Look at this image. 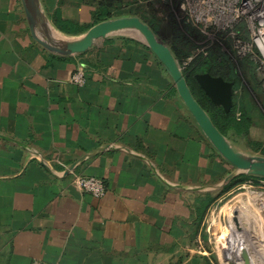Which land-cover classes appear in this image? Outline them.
Returning <instances> with one entry per match:
<instances>
[{
	"label": "crops",
	"instance_id": "obj_1",
	"mask_svg": "<svg viewBox=\"0 0 264 264\" xmlns=\"http://www.w3.org/2000/svg\"><path fill=\"white\" fill-rule=\"evenodd\" d=\"M116 37L135 42L106 41ZM107 38L53 54L33 38L21 0H0V264L185 258L194 199L232 167L142 40ZM79 69L82 86L71 82ZM72 173L102 178L105 196L75 188Z\"/></svg>",
	"mask_w": 264,
	"mask_h": 264
},
{
	"label": "rangeland",
	"instance_id": "obj_2",
	"mask_svg": "<svg viewBox=\"0 0 264 264\" xmlns=\"http://www.w3.org/2000/svg\"><path fill=\"white\" fill-rule=\"evenodd\" d=\"M41 1L46 18L47 8L61 5L65 16L89 26L94 23L92 13L97 9L94 0H46L48 5H45V0ZM101 1L118 10L113 18L135 15L156 28L158 38L172 49L182 69L208 53L216 52L220 57H227L239 78V88L235 89L234 97H244V102L251 108L252 125L246 135L229 132L226 137L236 150L247 155L264 156L258 147L264 145V57L254 44V39L263 30L264 18L258 15L264 10V0ZM243 12H248L247 16ZM216 17L219 22H216ZM221 18L225 19L223 25ZM49 22L60 32L51 20ZM60 33L67 38L83 34L71 36ZM122 35L142 39L133 32ZM100 47L102 41L99 40L93 49ZM79 70L84 72L87 82L85 70ZM228 169L224 179L234 172L233 166ZM243 175L245 173H239L228 182L232 183L231 189L208 211L205 229L201 232L196 229V240L191 235L185 258L176 256L168 262L165 260V264H245L246 260L251 264H264V178L240 182ZM220 182L203 184L202 187L209 190L207 193L218 196L228 184L218 187ZM191 230L195 232L194 228ZM226 244L229 246L227 263L222 254V247ZM176 247L178 254L180 243Z\"/></svg>",
	"mask_w": 264,
	"mask_h": 264
},
{
	"label": "water",
	"instance_id": "obj_3",
	"mask_svg": "<svg viewBox=\"0 0 264 264\" xmlns=\"http://www.w3.org/2000/svg\"><path fill=\"white\" fill-rule=\"evenodd\" d=\"M21 2L33 38L45 49L56 55L70 56L85 53L97 41L124 32H133L140 35L142 42L157 57L172 79L178 95L201 131L216 151L234 167V172L225 177L222 185L228 183L239 173L264 178V156L247 155L234 148L193 95L184 71L172 49L161 41L150 25L140 17L131 15L105 20L91 26L78 37L67 38L50 26V20L45 17L41 0H21ZM53 30L62 36L56 37ZM195 79L213 104L222 107L225 112L232 109L235 94V83L233 81H228L222 76H214L208 72L195 74ZM87 156L73 163L66 172L73 169ZM245 264L251 263L246 260Z\"/></svg>",
	"mask_w": 264,
	"mask_h": 264
},
{
	"label": "trees",
	"instance_id": "obj_4",
	"mask_svg": "<svg viewBox=\"0 0 264 264\" xmlns=\"http://www.w3.org/2000/svg\"><path fill=\"white\" fill-rule=\"evenodd\" d=\"M97 4V9L92 13V18L95 25L105 20L112 19L114 17L115 11H118L115 7H112L110 3H106L101 0H94ZM93 1V2H94ZM95 4V3H94ZM45 5H48L45 0ZM47 14L53 25L62 33L66 35L76 36L85 33L92 25H85L78 20L65 17L63 14V8L61 5H54V7L47 8ZM124 15V14H123ZM142 19V18H141ZM156 33V28L150 26ZM120 41L122 43L135 42L132 39H127L124 37H116L114 39L107 38L106 41ZM174 54V53H173ZM60 56V55H59ZM53 57V56H51ZM199 60V61H198ZM198 60L186 68H183L184 75L187 82L191 88V91L201 106L207 111L211 117L213 123L216 127L228 137L229 132H233L237 135H246L252 125V115L251 108L244 102V97H234L233 107L229 112H225L220 106H216L211 102L205 92L199 87L195 74L208 72L214 76H222L228 81H233L235 83V89L239 88V78L237 72L235 71L234 65L226 57H220L216 52L208 53L207 55L200 56ZM88 67H94L88 60L83 61ZM76 72V71H75ZM174 90L176 88L174 87ZM250 110V111H248ZM261 148V152L264 155V145L260 144L258 146ZM224 163L229 165L225 159ZM231 165V164H230ZM232 166V165H231ZM229 172V169L225 168L224 175ZM252 178H262L254 175H243L240 182L252 180ZM232 183H228L223 187V190L217 196L210 193L202 194L194 199L193 215L196 217L193 226L202 230L205 229V225H202L205 221V216L208 211L217 203L219 198L223 196L227 191L231 189ZM198 229V230H199ZM201 230V231H202ZM198 233V232H196ZM205 237V235H204ZM207 238V236H206ZM214 256V255H213ZM216 259V257H213Z\"/></svg>",
	"mask_w": 264,
	"mask_h": 264
},
{
	"label": "built area",
	"instance_id": "obj_5",
	"mask_svg": "<svg viewBox=\"0 0 264 264\" xmlns=\"http://www.w3.org/2000/svg\"><path fill=\"white\" fill-rule=\"evenodd\" d=\"M263 12H264V10H263ZM246 13H248V12H243L242 14L245 15ZM245 16H247V15H245ZM250 19H253V16H250ZM217 20L219 22L218 17H216V22H217ZM221 21L223 22V23H221L222 25L225 24V19L221 18ZM260 37H261V33L259 34L258 37H256L254 39V44L256 47H257V44H256L257 42L262 43L264 41V38L262 39ZM257 49H258V47H257ZM71 82L76 83L78 85L79 84L82 85L83 83H85L86 77L84 76V72L81 70H77L75 72V74H73V76L71 77ZM71 184L75 188L79 189L80 191L85 192V193H89L92 196H94L95 198H102L103 196H105V194L107 192V187H106L104 180L102 178L94 176V175L84 176V175L79 174V173H72ZM32 264H50V263H46V262L41 261V260H35V261H33Z\"/></svg>",
	"mask_w": 264,
	"mask_h": 264
},
{
	"label": "bare ground",
	"instance_id": "obj_6",
	"mask_svg": "<svg viewBox=\"0 0 264 264\" xmlns=\"http://www.w3.org/2000/svg\"><path fill=\"white\" fill-rule=\"evenodd\" d=\"M258 17H261V18H264V12L262 13V14H259L258 15ZM262 25V28H263V30L261 31V37L260 38H264V23H262L261 24ZM54 34V33H53ZM56 37H61V36H57L58 34H54ZM263 41V40H262ZM257 44V47H258V49H259V52L263 55V57H264V41L262 42V43H260V42H257L256 43ZM264 223V222H263ZM229 240V239H228ZM228 247L229 246H227V244L226 245H224L223 247H222V254H223V258H224V261H225V263H227V258H226V256H227V250H228ZM258 249V248H257ZM235 253V252H234ZM236 255V254H235ZM234 255V256H235ZM239 261H241V260H239ZM235 262H236V260H235ZM239 264H242V263H239Z\"/></svg>",
	"mask_w": 264,
	"mask_h": 264
}]
</instances>
